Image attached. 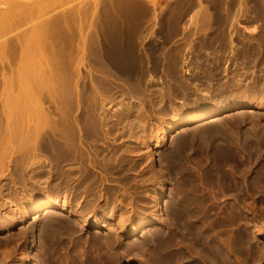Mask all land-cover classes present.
Wrapping results in <instances>:
<instances>
[{"label": "bare ground", "instance_id": "bare-ground-1", "mask_svg": "<svg viewBox=\"0 0 264 264\" xmlns=\"http://www.w3.org/2000/svg\"><path fill=\"white\" fill-rule=\"evenodd\" d=\"M236 2L177 0L176 17L197 10L183 27V40L170 49L168 37L160 43L150 39L149 26L163 19L157 17L161 0H93L85 10L91 19L84 34L81 23L74 32L79 10L68 7L4 39L2 53L11 45L19 50L20 66L17 85L0 96V142L19 136L25 145L18 158L12 150L2 151L5 170L12 165L22 185L16 186L13 175V186L0 179V234L9 231L0 237V249L11 242L15 252L22 248L20 264L28 261L29 252H23L30 245L35 264H259L262 231L222 229L241 219L239 194L245 202L264 195V115L240 111L264 108V101L256 100L264 95V32L235 39L232 31L241 25L240 18L230 17ZM243 3L249 2L241 0L239 7ZM35 6L30 0L23 8L32 14ZM209 7H223L225 15L207 24L200 16ZM251 7L253 19L264 24V0H251ZM9 17L8 12L2 17L0 32L22 21L20 15ZM179 22L166 23L177 32ZM214 25L228 28V37L209 36ZM200 30L205 37L195 45L190 37ZM236 41L248 45L234 52ZM213 43L235 61L233 69L224 70L225 79L222 57L212 56ZM45 49L59 64L60 126L54 128L43 112L39 84L47 64L43 55L34 56ZM189 50L200 63L183 80L179 66ZM5 60L0 59L3 69ZM159 71L165 80L154 82L152 74ZM231 110L241 114L224 119ZM171 114L175 122L160 124ZM191 124L199 127L186 131ZM181 127L185 132L160 151L158 169L152 142L161 147L166 135ZM171 173L179 178L164 218L156 207ZM229 194L234 203H220ZM30 213L39 217L15 232ZM142 229L151 232L132 239ZM13 258V251H0V264H16Z\"/></svg>", "mask_w": 264, "mask_h": 264}, {"label": "rangeland", "instance_id": "rangeland-1", "mask_svg": "<svg viewBox=\"0 0 264 264\" xmlns=\"http://www.w3.org/2000/svg\"><path fill=\"white\" fill-rule=\"evenodd\" d=\"M207 1L208 0H205L206 3ZM240 1L241 0H237L236 4L234 5L231 11V16H230V17L236 16L240 18L241 20L240 21L241 25L238 26L237 31L236 32L234 30L232 31V35L235 37L236 40H241L243 37L254 35L258 33L259 31L260 33L264 32L263 22H261L259 19L258 20L253 19V17L256 16V10L255 8L251 7V0H248L249 3H247L246 7H244V3L243 5H241V7H239ZM29 2L30 0H0V24H3L2 17L7 12H8V15L10 16L9 19L15 16L18 17L19 15L22 16V19H21L22 21L19 24H16L14 25V27L0 32V59L4 57H6L7 59V61L5 60L7 62L5 65V69H3L0 66V96L2 94L5 95L7 92L11 93V90H13V88L17 85V81L14 80V77L17 74V71L20 66L19 50L15 49L11 45L7 47V51L5 52V54L2 53V43L4 39H8L9 37H14L16 36V33H19L21 29H23L24 27L32 26L35 23L39 22L42 18L49 17L50 15L56 12L63 11L64 9L68 7H74L75 11L79 10L80 17L79 19L77 17H76L77 19L74 18L75 22H73L76 25V27L74 28V32L78 34L79 23L83 25V28L81 30L83 34L86 33V31L89 29V22H90L91 16L89 14L85 15V10L88 4H92L93 0H33V3L36 6L34 7V11L32 14H29L27 10L23 8L25 5H28ZM176 3H177V0H161V6L163 8L164 13L162 12L163 14L161 13L157 17L160 20L162 19L161 17L163 16V19L160 21L157 20V22L158 21L160 22L158 24L159 26L155 25L153 27L154 22H152V25L149 26L150 31L153 30V34L151 36L152 38L150 37V39L154 43L155 42L160 43L159 41L161 39L168 37L167 42L165 43V48H168V49L174 48L177 44H179L183 40V31H182L183 27L190 24L191 17L193 13L197 10L196 8H190L180 18L176 17L173 12V9L175 8ZM89 10L90 9L88 8V12ZM261 13L264 15V11H262ZM224 15H225V11L223 7H218L216 9L209 7L207 10V13L203 16L201 15L200 18L207 20V24H208V21L210 19H217ZM170 20L180 21L178 25L179 31L171 32L172 30L171 25L169 26V24L166 23L167 21H170ZM161 26H163V30H161L160 28ZM208 27L209 26L207 25V26H204L203 28H208ZM207 32H208V35L211 37L222 38V39L225 37H228L229 35L228 28L222 29V26L220 25H214V27L212 29L210 28L209 31ZM223 35L225 36L223 37ZM204 37H205L204 31L200 30L196 36H191L190 38L193 40L195 45H197L198 44L197 42L203 41ZM148 40L149 38H147V40H144V41H148ZM236 44H237L236 47L233 46L234 52H237L239 50L241 51L245 49L246 46L248 45V43H243L242 41H236ZM257 46L258 45L255 42L253 44V47H257ZM211 51H213L212 56L222 57L220 68L223 72V76H224L223 79H225L226 77L224 74L226 73H224V70L226 69L227 71H230L231 69H233L235 66V61H232V59L230 61L229 57L231 56V54L227 50H221L219 48V43H213ZM194 53L195 52L192 50L186 51L185 53L186 63H180L179 71H180V76L182 77L183 80L189 79L191 77L189 73L191 70H195L196 72L197 69L199 68L198 64L200 62L199 61L198 63L195 62L196 56ZM41 55H43V58L45 59V66L47 64L46 71H44L43 73L44 80L42 82L39 81V84H41L44 87L43 100H42L43 107H44L43 112H45L46 115L48 116L49 126L50 125L53 126L52 128L59 127L60 126L59 114H60V107H61V102H60L61 93H60L59 77L58 75H56V72L59 71V64H57L56 61L54 63L53 54H51L49 49H45L40 52L36 51L34 54L36 58H40ZM204 66L205 64L203 63L202 67ZM36 70L40 72L39 68H36ZM247 71L248 70H243L242 72H246L247 73L246 77L250 78L249 73ZM83 73H84V70H83ZM3 75L6 78L5 81L2 80ZM152 78L154 82L165 80V77L163 76V73H161V71L152 74ZM256 100L264 101V95L257 97ZM33 111L34 110H32V113L34 114L35 117L39 116V112L37 110H35L34 112ZM240 111L250 116L251 115L258 116L257 115L258 113H261L264 115V108H253V109L244 108V109H241ZM240 114L241 113H239L238 110H231L230 112L226 114L227 116L224 117V119H230L231 116H239ZM172 117H174V114H171L170 116L165 117L164 120L160 122V124L165 123V122L167 123L169 121L175 122L176 119ZM248 126L249 125H246L245 127H248ZM197 127L199 126L195 124H191V125H187L185 127L186 128L185 130L191 131L192 129L197 128ZM183 128L184 127L176 128V129H173L170 133H168L166 137L163 139V141H161V144H162L161 147L156 146L157 144L156 141L152 142V145H151L152 150L154 151L156 150L157 152L155 157H156L158 169L162 168V164H163L161 157L159 155L160 151L161 150L164 151L167 148L166 145H168V147L171 146V141L179 133L185 132V130L182 131ZM157 131L158 133H161V129H158ZM161 137L162 135H160V138ZM24 145H25L24 143H21V138L19 136H16L15 138L12 137L11 140L0 142V179L2 183H6L9 186H13V183L11 182V178H10V175H13L16 178V182H15L16 186L19 188L21 187L22 180L19 179V175L14 173L13 170L10 171V169H12V165L9 167L7 171L5 170L6 169L5 166L6 164H8V158L4 157L5 154H3L2 151L5 149L9 153V150H12L13 152H15V154L13 155V158H18L21 150L24 148ZM238 158L241 160H244V159L247 160V157L241 154L239 155ZM42 160L46 162L47 157L46 156L42 157ZM187 166L189 168H192L191 163L187 164ZM227 171L228 173L232 172L230 168H227ZM15 174L17 175V177L15 176ZM178 178L179 177L175 173L169 174L170 184L166 185V190L161 196L160 208L156 207L158 210H160L161 215H163L164 213V218H167L166 207L170 200L169 199L170 192L174 188L173 183L176 180H178ZM203 190L205 193L210 192L207 186H204ZM235 192L236 191H234L233 193ZM151 193L153 196L155 195L153 192ZM230 194L227 195L225 198H221L220 203L226 204L227 206L232 205L234 203V195H230ZM238 197L240 199L239 205H240V210L242 212V215L240 216L241 219L236 225H233L231 227L223 226L222 229L237 231L238 229L251 228V229L260 230L262 231L263 234H258L257 237L259 238L260 245H262V247L264 248V205L260 204L261 199H264V195L257 194L254 196V199L249 198L247 202L243 200V197L241 196V194H239ZM248 203L251 205L250 207H248ZM37 217H39L38 213L37 214L30 213L25 218L23 223H20L19 225L16 226L15 232L24 226H28ZM145 229H142L141 231H137L136 233H133L131 235L132 239H135L136 237H140L144 234H148L149 232H151L150 230H145ZM11 232H13V230ZM104 232L105 230H99L100 234ZM8 233L9 231H4L3 235L0 234V237L5 236ZM251 238L253 239L252 236ZM256 244L257 243L255 242V240H253L252 245L258 249ZM32 248H33V245L32 246L30 245V247L23 252L25 253V255L27 251L29 252L28 261L26 262V264L36 263L34 260V254L36 252L33 251ZM15 249H16L15 243L11 242L9 246L3 249L1 248L0 251H8L9 253L13 251L14 262L16 264H20L21 254L19 253L22 248L18 249V251L16 252H15ZM258 255L260 258L259 264H264V254L259 253Z\"/></svg>", "mask_w": 264, "mask_h": 264}]
</instances>
